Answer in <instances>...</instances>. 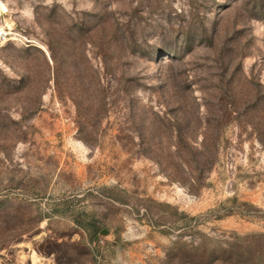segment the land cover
Listing matches in <instances>:
<instances>
[{
    "label": "rangeland",
    "instance_id": "1",
    "mask_svg": "<svg viewBox=\"0 0 264 264\" xmlns=\"http://www.w3.org/2000/svg\"><path fill=\"white\" fill-rule=\"evenodd\" d=\"M0 34V264L264 260V0H0Z\"/></svg>",
    "mask_w": 264,
    "mask_h": 264
},
{
    "label": "trees",
    "instance_id": "2",
    "mask_svg": "<svg viewBox=\"0 0 264 264\" xmlns=\"http://www.w3.org/2000/svg\"><path fill=\"white\" fill-rule=\"evenodd\" d=\"M53 59L56 60V57L53 55ZM20 83L23 84L24 79H20L19 81ZM21 87L19 89H21L23 87V85H20ZM206 144V143H205ZM78 222H81L79 219H77ZM91 227L94 229L95 234L99 232L100 228L99 226L96 224V221L93 220L91 222ZM195 261H191L190 264H197V262H199L198 264H217V262H219V264H223L222 262H224V259L220 258V257H214L213 253H207V252H202V256H195V259H193ZM264 260L262 259L261 255H256L255 257H253L251 260L249 259H245V262L243 261L242 257L239 258L238 260L235 261V263L233 262L232 264H262Z\"/></svg>",
    "mask_w": 264,
    "mask_h": 264
},
{
    "label": "bare ground",
    "instance_id": "3",
    "mask_svg": "<svg viewBox=\"0 0 264 264\" xmlns=\"http://www.w3.org/2000/svg\"><path fill=\"white\" fill-rule=\"evenodd\" d=\"M36 257V256H35Z\"/></svg>",
    "mask_w": 264,
    "mask_h": 264
},
{
    "label": "built area",
    "instance_id": "4",
    "mask_svg": "<svg viewBox=\"0 0 264 264\" xmlns=\"http://www.w3.org/2000/svg\"><path fill=\"white\" fill-rule=\"evenodd\" d=\"M1 35V34H0Z\"/></svg>",
    "mask_w": 264,
    "mask_h": 264
}]
</instances>
